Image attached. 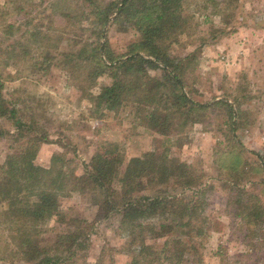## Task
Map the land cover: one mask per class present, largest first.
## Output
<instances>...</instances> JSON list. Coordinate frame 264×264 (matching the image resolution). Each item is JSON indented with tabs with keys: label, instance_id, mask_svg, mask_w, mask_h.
Returning a JSON list of instances; mask_svg holds the SVG:
<instances>
[{
	"label": "trees",
	"instance_id": "1",
	"mask_svg": "<svg viewBox=\"0 0 264 264\" xmlns=\"http://www.w3.org/2000/svg\"><path fill=\"white\" fill-rule=\"evenodd\" d=\"M20 1L7 0L5 8L0 6V20L9 11L21 13ZM237 1L201 0L198 5L194 1L195 12H205L211 5L215 9L212 14H222V24H228L236 13L240 15V10L232 9ZM187 6V0H53L45 8L59 25L69 21L82 33L90 32L88 39L76 41L70 51L60 54L68 63L78 61L73 69L86 70L91 87L98 78L110 79L95 96L87 93L99 118L132 98L146 114V128L166 138L176 126L182 131L202 123L199 117L219 105L227 111L232 137L248 123L238 104L225 100L200 103L193 97V85L186 90L184 77L195 70L196 52L178 57L172 49L181 36H190L193 17ZM112 24L139 34L125 55H115L108 46L107 31ZM224 28L228 29L218 28V36L233 32H224ZM0 30V119L11 121L14 130L6 134L18 143L0 165V264H77L88 248L83 228L47 229L55 218V222L63 221L60 200L73 192L89 195L99 217H119V230L128 233L133 248L128 264H202L205 221L196 219L203 208L204 186L189 165L170 157L167 149L131 158L123 172V156L117 148L100 149L78 176L66 172L61 153L52 155L48 167L35 163L40 144L49 139L35 124L17 117L15 105L3 93L4 82L13 77L4 79L2 71L32 60L33 47L46 41L48 33L40 38L31 30L15 36V22H0ZM149 71H160V75L150 77ZM238 145L236 142L240 153ZM234 163L240 164L237 157ZM253 211L254 223L264 228V210L256 207ZM51 231L55 232L52 237ZM160 240L161 245L157 243Z\"/></svg>",
	"mask_w": 264,
	"mask_h": 264
},
{
	"label": "rangeland",
	"instance_id": "2",
	"mask_svg": "<svg viewBox=\"0 0 264 264\" xmlns=\"http://www.w3.org/2000/svg\"><path fill=\"white\" fill-rule=\"evenodd\" d=\"M51 1L21 0V13L9 11L0 20L3 24L15 22V36L31 30L40 38L48 33L46 41L33 47L32 60L2 69L4 79L13 77L4 82L3 93L15 105L17 117L35 124L49 139L40 144L35 163L48 167L52 155L61 153L66 172L78 176L100 149L117 148L123 156V172L131 158L167 149L170 157L189 165L204 186L200 201L203 208L196 219L205 221L202 264H264V228L260 223L257 226L252 216L256 207L264 210V0L234 2L232 9L240 10V15L236 13L230 24H222L223 15L212 14L215 9L211 5L205 12H195L194 1L198 5L201 0H187L186 11L193 17L190 36H181L172 49L178 57L196 52L195 70L184 77L186 90L193 85V97L200 103L225 100L238 104L248 123L232 137L227 111L219 105L204 112L200 124L182 131L176 126L169 138L146 128V114L139 111L132 98L102 118L93 112L95 104L89 94L95 96L110 79L98 78L91 87L86 70L73 69L78 61L68 63L60 54L70 51L76 41L88 39L90 32L82 33L69 21L59 25L45 11ZM6 2L0 0V6L5 8ZM221 27L233 32L218 36ZM138 38L135 30L123 31L118 24L107 31L108 46L117 56L125 55ZM149 75L155 78L160 71H149ZM13 130L11 121L0 119V131L5 134L0 136V165L17 147L16 140L6 134ZM235 157L239 165L234 163ZM91 199L80 192L61 199L59 209L64 219L55 222V218L47 229L83 228L88 234V248L77 264H128L133 248L128 233L119 230V217H99ZM54 233L48 234L52 237ZM157 243L161 245L162 241Z\"/></svg>",
	"mask_w": 264,
	"mask_h": 264
}]
</instances>
